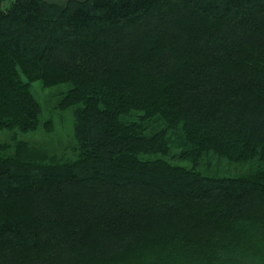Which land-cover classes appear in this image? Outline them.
Listing matches in <instances>:
<instances>
[{
    "label": "trees",
    "instance_id": "1",
    "mask_svg": "<svg viewBox=\"0 0 264 264\" xmlns=\"http://www.w3.org/2000/svg\"><path fill=\"white\" fill-rule=\"evenodd\" d=\"M34 81L74 155L0 142V264H264V0H0V130Z\"/></svg>",
    "mask_w": 264,
    "mask_h": 264
},
{
    "label": "rangeland",
    "instance_id": "2",
    "mask_svg": "<svg viewBox=\"0 0 264 264\" xmlns=\"http://www.w3.org/2000/svg\"><path fill=\"white\" fill-rule=\"evenodd\" d=\"M30 86L33 95L41 104L42 121H51L52 129L45 130L41 127L34 132H21L18 129H2L0 130V142H9L12 138L24 139L28 140L31 144L45 149L49 153L72 157L74 155V151L71 150L74 141L72 112L70 109L59 111L54 108L57 93L65 90L67 85L61 84L52 88H44L39 81H34ZM214 157L209 156L208 158L209 164L213 165L209 171L211 173L217 172L219 175H234L245 167V165L232 164L226 161H213ZM182 163L186 164L185 162Z\"/></svg>",
    "mask_w": 264,
    "mask_h": 264
}]
</instances>
